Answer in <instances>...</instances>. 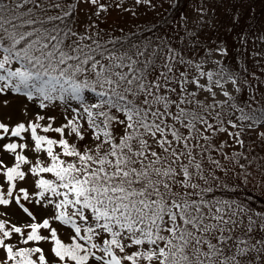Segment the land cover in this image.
<instances>
[{"label": "snow or ice", "instance_id": "snow-or-ice-1", "mask_svg": "<svg viewBox=\"0 0 264 264\" xmlns=\"http://www.w3.org/2000/svg\"><path fill=\"white\" fill-rule=\"evenodd\" d=\"M257 174L255 0H0V264H264Z\"/></svg>", "mask_w": 264, "mask_h": 264}, {"label": "trees", "instance_id": "trees-1", "mask_svg": "<svg viewBox=\"0 0 264 264\" xmlns=\"http://www.w3.org/2000/svg\"><path fill=\"white\" fill-rule=\"evenodd\" d=\"M255 15L257 21L264 19V0H255ZM260 179L262 178L257 174L255 180L250 179L248 184H241L240 187L232 190L230 193H225V195H231L232 198L247 200L257 208L264 207V183L259 182Z\"/></svg>", "mask_w": 264, "mask_h": 264}, {"label": "rangeland", "instance_id": "rangeland-1", "mask_svg": "<svg viewBox=\"0 0 264 264\" xmlns=\"http://www.w3.org/2000/svg\"><path fill=\"white\" fill-rule=\"evenodd\" d=\"M154 15V13H145L143 10H141L140 16L135 19H132L130 17L123 16L114 10L110 16V19L115 21L117 20V18H119V21L121 23H125L128 25V27L125 28V31H127L129 27H135L136 24H143L145 21L155 22L153 19Z\"/></svg>", "mask_w": 264, "mask_h": 264}]
</instances>
